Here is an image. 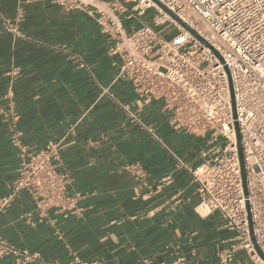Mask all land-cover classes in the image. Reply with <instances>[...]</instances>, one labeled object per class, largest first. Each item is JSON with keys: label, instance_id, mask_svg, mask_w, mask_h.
Instances as JSON below:
<instances>
[{"label": "crops", "instance_id": "crops-1", "mask_svg": "<svg viewBox=\"0 0 264 264\" xmlns=\"http://www.w3.org/2000/svg\"><path fill=\"white\" fill-rule=\"evenodd\" d=\"M115 1L87 0L65 11L50 0H0V200L27 159L21 148L35 153L49 142L60 143L67 193L79 196L45 217L20 194L0 211V237L39 252L47 264H216L232 232L219 213L196 211L197 184L177 162L196 168L212 146L172 130L157 103L145 105L118 78L123 60L112 50L146 18L120 17L115 38L101 20ZM6 22L24 37L8 32ZM131 164L144 169V179L125 170Z\"/></svg>", "mask_w": 264, "mask_h": 264}, {"label": "built area", "instance_id": "built-area-1", "mask_svg": "<svg viewBox=\"0 0 264 264\" xmlns=\"http://www.w3.org/2000/svg\"><path fill=\"white\" fill-rule=\"evenodd\" d=\"M50 2L65 11L88 5L87 0ZM112 8L101 20H108L104 31L115 38L122 36L120 17L149 19L140 21L123 48L112 50L123 60L118 78L129 81L145 105L157 103L172 130L212 146L196 168L177 162L197 184L196 211L219 213L223 228L232 232L216 264H264V0H116ZM165 24L169 30L160 32ZM5 29L24 37L12 23ZM125 110L158 139L136 112ZM59 146L49 142L30 154L21 146L28 156L0 200V211L22 193L45 217L73 206L79 196L67 193L70 177ZM124 168L136 179L145 177L140 165ZM5 257L11 264H47L39 252L0 237V258ZM69 264L101 263L75 258Z\"/></svg>", "mask_w": 264, "mask_h": 264}, {"label": "rangeland", "instance_id": "rangeland-1", "mask_svg": "<svg viewBox=\"0 0 264 264\" xmlns=\"http://www.w3.org/2000/svg\"><path fill=\"white\" fill-rule=\"evenodd\" d=\"M148 14H152V11H150ZM146 19H148V17H145ZM149 20V19H148ZM169 28V25L168 24H165V25H163V26H161L160 28H159V31L160 32H163L164 30H167ZM169 30V29H168Z\"/></svg>", "mask_w": 264, "mask_h": 264}, {"label": "water", "instance_id": "water-1", "mask_svg": "<svg viewBox=\"0 0 264 264\" xmlns=\"http://www.w3.org/2000/svg\"><path fill=\"white\" fill-rule=\"evenodd\" d=\"M187 28V27H186ZM238 140H239V135H238ZM240 154H241V161H242V152H240Z\"/></svg>", "mask_w": 264, "mask_h": 264}]
</instances>
